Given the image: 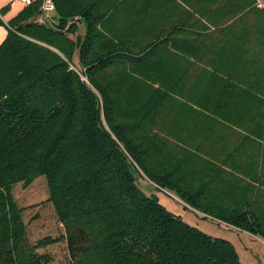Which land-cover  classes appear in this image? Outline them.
<instances>
[{
  "label": "trees",
  "instance_id": "1",
  "mask_svg": "<svg viewBox=\"0 0 264 264\" xmlns=\"http://www.w3.org/2000/svg\"><path fill=\"white\" fill-rule=\"evenodd\" d=\"M43 2L0 9V264H51L62 241V264H244L140 179L264 238V7ZM41 176L48 198L20 205ZM45 203L61 234L34 241Z\"/></svg>",
  "mask_w": 264,
  "mask_h": 264
},
{
  "label": "rangeland",
  "instance_id": "2",
  "mask_svg": "<svg viewBox=\"0 0 264 264\" xmlns=\"http://www.w3.org/2000/svg\"><path fill=\"white\" fill-rule=\"evenodd\" d=\"M255 4L256 7L263 8L264 0H256ZM6 5H9V8H7L3 14L6 22L11 20L25 7V3L22 2V0H0V9ZM140 183L142 188L147 193L156 194L159 201L168 210L183 217V219L189 224L200 228L204 232L214 237H221L231 240L232 242L234 241L238 246L243 240L245 242L249 241V232L230 226L225 222H218L213 220L211 217H207L206 214L186 204L168 190L154 187L146 179H140ZM15 192L20 205H30L32 203L45 200L49 196L46 177H39L33 182L31 186L26 189L23 188L21 184H18L15 187ZM35 207L25 211L24 213L26 221L29 222L28 224L31 238L34 241H37L39 238L50 233L55 236L60 235L61 230L59 229V222L55 216L53 207L50 204L47 205V203L43 205L42 209L41 207ZM37 210H41L40 215L39 217L33 218L36 212H38ZM260 242H258V248L264 247L263 244L260 245ZM49 249L54 257V260L51 264H62L68 260V252L65 241L54 244L50 246Z\"/></svg>",
  "mask_w": 264,
  "mask_h": 264
},
{
  "label": "crops",
  "instance_id": "3",
  "mask_svg": "<svg viewBox=\"0 0 264 264\" xmlns=\"http://www.w3.org/2000/svg\"><path fill=\"white\" fill-rule=\"evenodd\" d=\"M7 34H8V27L6 25H0V44L5 40ZM249 236H250L249 241L245 242L243 240L239 244V246L233 241L242 262L244 264H264V247L258 248V244H259L258 242L261 241L260 245L261 244L264 245V238H262L259 235L252 234L250 232H249Z\"/></svg>",
  "mask_w": 264,
  "mask_h": 264
},
{
  "label": "built area",
  "instance_id": "4",
  "mask_svg": "<svg viewBox=\"0 0 264 264\" xmlns=\"http://www.w3.org/2000/svg\"><path fill=\"white\" fill-rule=\"evenodd\" d=\"M33 0H22V2L25 3V5H28L30 3H32ZM41 10L45 13V14H49L51 12H53L55 10V3L54 0H44Z\"/></svg>",
  "mask_w": 264,
  "mask_h": 264
}]
</instances>
